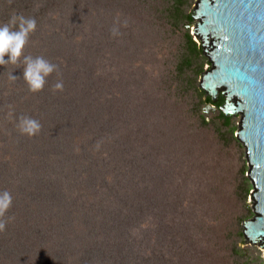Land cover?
I'll return each mask as SVG.
<instances>
[{"label":"rangeland","instance_id":"1","mask_svg":"<svg viewBox=\"0 0 264 264\" xmlns=\"http://www.w3.org/2000/svg\"><path fill=\"white\" fill-rule=\"evenodd\" d=\"M22 1L0 0V24L40 15L24 52L58 71L33 93L0 65V264H264L241 114L200 92L197 0Z\"/></svg>","mask_w":264,"mask_h":264},{"label":"water","instance_id":"2","mask_svg":"<svg viewBox=\"0 0 264 264\" xmlns=\"http://www.w3.org/2000/svg\"><path fill=\"white\" fill-rule=\"evenodd\" d=\"M193 33L213 66L200 86L214 108L241 114L237 136L247 147L255 216L244 222L248 241L264 246V0H197Z\"/></svg>","mask_w":264,"mask_h":264},{"label":"clouds","instance_id":"3","mask_svg":"<svg viewBox=\"0 0 264 264\" xmlns=\"http://www.w3.org/2000/svg\"><path fill=\"white\" fill-rule=\"evenodd\" d=\"M36 29L35 18L25 17L22 14H14L7 22L0 24V65L7 67L8 64H12L14 68L23 66V80L29 91L33 93L42 91L47 78L53 72L58 71V65L43 56L25 55L24 50ZM118 34V29L114 28L113 35ZM6 56L7 59H5ZM18 78L12 72L9 74V79L13 82ZM53 88L63 91V82L58 81ZM17 127L22 134L32 137L40 133L42 125L35 118L21 116ZM12 205V194L8 190L0 191V231L6 228L7 219L5 217Z\"/></svg>","mask_w":264,"mask_h":264},{"label":"trees","instance_id":"4","mask_svg":"<svg viewBox=\"0 0 264 264\" xmlns=\"http://www.w3.org/2000/svg\"><path fill=\"white\" fill-rule=\"evenodd\" d=\"M17 1H19V0H16V3H17ZM33 1H35V0H24V1H22L23 3H25L27 6L29 5V7L30 8H32L31 7V5H32V2ZM22 14V13H21ZM22 15H24L25 17L28 15V13H27V15H25V14H22ZM35 19H42V17L39 15V16H33ZM191 17H193V16H191ZM188 40H189V42H190V44L192 45V48H193V50L195 51V52H198V51H200V46L198 45V42L194 39V37H193V35L191 34V33H189L188 34ZM204 71V70H203ZM200 92H202V93H206V91L204 90V89H201V91ZM224 100H225V98L222 96L221 98H220V100H219V102H217V105H219V107H220V105H222L223 103H224ZM207 101L208 102H212V100H211V97H210V95H207ZM213 103V102H212ZM221 115H222V117L224 118V119H226L227 121H230V119H231V117L230 116H226L222 111H221Z\"/></svg>","mask_w":264,"mask_h":264}]
</instances>
